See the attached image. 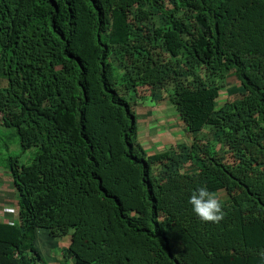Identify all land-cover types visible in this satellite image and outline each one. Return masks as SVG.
Wrapping results in <instances>:
<instances>
[{
	"label": "trees",
	"instance_id": "1",
	"mask_svg": "<svg viewBox=\"0 0 264 264\" xmlns=\"http://www.w3.org/2000/svg\"><path fill=\"white\" fill-rule=\"evenodd\" d=\"M163 101L190 143L150 153ZM0 125V264H264V0H0Z\"/></svg>",
	"mask_w": 264,
	"mask_h": 264
},
{
	"label": "rangeland",
	"instance_id": "2",
	"mask_svg": "<svg viewBox=\"0 0 264 264\" xmlns=\"http://www.w3.org/2000/svg\"><path fill=\"white\" fill-rule=\"evenodd\" d=\"M227 97L226 91L223 90L219 102L223 104ZM154 113L155 117L152 121L141 126V136L144 138L143 142H145L146 139L149 141L145 142L146 147L153 140L159 141L157 142L158 150H156V152H158L159 149L164 150L166 147L175 146L177 143H190V138L186 134L185 126L183 122L178 119L177 113L172 109L170 103L166 101L158 103ZM145 133L151 137H147ZM206 133H208L207 129L202 132L203 135ZM13 135H15V133L12 130L5 129L0 125V221L8 220L10 223L18 221L16 211H18L19 196L11 183L10 173L5 168V159L10 156H15L20 160V163L26 164L31 162V158L34 157L33 149L21 156V149L18 145L16 135L12 137ZM54 254L57 258H60L59 247L52 252V256L55 258Z\"/></svg>",
	"mask_w": 264,
	"mask_h": 264
},
{
	"label": "clouds",
	"instance_id": "3",
	"mask_svg": "<svg viewBox=\"0 0 264 264\" xmlns=\"http://www.w3.org/2000/svg\"><path fill=\"white\" fill-rule=\"evenodd\" d=\"M141 140L143 141V138ZM149 152L155 153L156 150H149ZM188 203L191 205L192 213L201 222L219 223L224 218L225 212L222 202L206 187L195 188L188 198Z\"/></svg>",
	"mask_w": 264,
	"mask_h": 264
},
{
	"label": "crops",
	"instance_id": "4",
	"mask_svg": "<svg viewBox=\"0 0 264 264\" xmlns=\"http://www.w3.org/2000/svg\"><path fill=\"white\" fill-rule=\"evenodd\" d=\"M150 135H147V137H149ZM151 137V136H150ZM146 141L147 142H149L147 139H146ZM145 141V142H146ZM144 142V144H145V146H146V143ZM153 142V144L152 143H150V144H152L153 146L151 147V148H149V150H151V151H153V150H158V148H157V142H159V141H155V140H153L152 141ZM150 144L147 146V147H150ZM159 150H161V149H159Z\"/></svg>",
	"mask_w": 264,
	"mask_h": 264
}]
</instances>
